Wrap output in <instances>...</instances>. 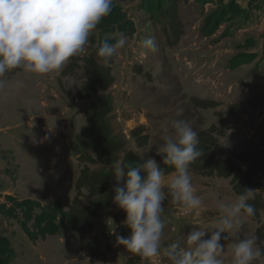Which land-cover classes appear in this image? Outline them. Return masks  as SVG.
Masks as SVG:
<instances>
[{"label":"rangeland","instance_id":"374dc122","mask_svg":"<svg viewBox=\"0 0 264 264\" xmlns=\"http://www.w3.org/2000/svg\"><path fill=\"white\" fill-rule=\"evenodd\" d=\"M144 1L115 0L112 13L101 21L110 43L120 34L128 37L112 66L116 84L109 91L114 132L127 149L140 163L150 157L157 161L162 137L173 131L176 120H186L195 131L217 125L222 130L215 146L219 159L264 149V10L257 0H182L185 35L175 47L168 45L161 23L141 9ZM100 35L95 32L79 56ZM147 37L155 39V52L143 48ZM70 62L52 75L14 70L0 88V264H102L86 257V241L100 236L104 224L113 230L114 216L124 219L125 211L114 203L105 219L94 222L91 235L78 236L67 227L74 184L83 167L71 142L85 124L86 105L73 106L69 100L86 80L82 70L61 76ZM193 100L217 106L198 108ZM137 129L148 140L142 148L131 135ZM189 173L203 206L196 216L166 196L158 264H170L165 250L177 240L183 246L193 228L201 227L194 223L213 227L221 218L219 205L238 199L230 180ZM241 220L240 233H222L224 264H232L230 245L237 236H255L264 226V213L259 222L246 215ZM114 240L107 264H122L127 249Z\"/></svg>","mask_w":264,"mask_h":264},{"label":"clouds","instance_id":"9594fccd","mask_svg":"<svg viewBox=\"0 0 264 264\" xmlns=\"http://www.w3.org/2000/svg\"><path fill=\"white\" fill-rule=\"evenodd\" d=\"M114 3L115 0H0V88L6 84V75L17 69L36 76L58 74L72 58L85 51L98 25L112 13ZM127 42L124 34L114 43L102 42L97 55L105 67H110ZM142 46L152 52L157 48L153 37L145 38ZM172 127L173 131L162 137L157 148V155L164 156L163 163L174 168L167 181L155 158L143 159L141 155L143 162L128 165L127 172L119 160L112 163L117 182L114 203L127 213L126 224L131 229L128 238L118 235L116 243L151 264H158L164 238L162 213L166 196L170 194L196 216L203 206L189 173L190 165L203 155L198 147L199 134L186 120H176ZM125 176L126 186L122 187L120 181ZM254 192L245 189L235 203H221V218L213 227L194 223L201 227L193 228L183 246L177 240L165 250L170 264H224L222 233H240L242 215H256L255 207L248 203L254 199ZM208 233L210 238L205 239ZM257 239L237 236L230 245L232 264H259L264 248Z\"/></svg>","mask_w":264,"mask_h":264},{"label":"trees","instance_id":"16d2710c","mask_svg":"<svg viewBox=\"0 0 264 264\" xmlns=\"http://www.w3.org/2000/svg\"><path fill=\"white\" fill-rule=\"evenodd\" d=\"M187 1V0H185ZM182 0H145L141 9L153 21L160 22L162 31L166 35L167 43L171 47L177 46L185 35V25L180 14ZM218 23L216 22V26ZM104 25L100 23L96 32L101 35L98 40L92 38V47L85 56L71 59L69 65L62 71V77H69L82 70L86 80L82 83L76 94H69L73 106L86 103L82 109L85 124L71 142V148L77 161L83 165L74 184V198L69 208L68 229L78 236H88L95 231L94 222L102 221L111 212L114 205L116 180L113 175L112 163L121 162L127 172L128 165L135 166L139 160L133 150L127 149L126 141L114 132L112 125V103L109 91L115 86L116 79L112 66L103 65L97 52L102 42L107 40L103 35ZM108 41V40H107ZM109 42V41H108ZM139 70V69H138ZM198 108L213 109L216 104L207 101L193 100ZM199 134L198 147L203 155L189 167V172L204 178H219L230 180L233 193L239 197L245 189L254 190V199L248 203L256 209V215L249 217L259 222L264 213V149L246 151L234 154L233 158H217L215 146L219 142L222 130L217 125L209 129L197 131ZM132 137L137 140V147L147 145L148 140L142 136V130L132 131ZM164 156L158 157L159 166L165 176L174 172V168L163 163ZM238 162L248 164L246 169L240 167ZM143 175V173H142ZM127 178L120 181V186H126ZM127 213L124 219L113 217L114 229L104 224L100 236L94 235L86 241V257L91 261L101 260L107 264L112 253L114 238L123 236L128 238L131 229L126 224ZM257 244L264 248V226L256 231ZM123 246V245H122ZM125 247V246H123ZM141 258L127 250L126 258L122 264H142ZM253 264H258L254 261Z\"/></svg>","mask_w":264,"mask_h":264},{"label":"crops","instance_id":"0c3cea01","mask_svg":"<svg viewBox=\"0 0 264 264\" xmlns=\"http://www.w3.org/2000/svg\"><path fill=\"white\" fill-rule=\"evenodd\" d=\"M256 5H257L260 9L263 8V10H264V1H263V0H257V1H256Z\"/></svg>","mask_w":264,"mask_h":264}]
</instances>
